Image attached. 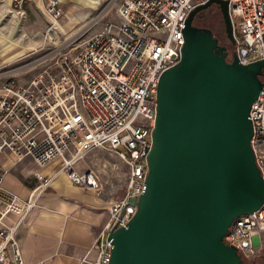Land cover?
<instances>
[{
    "label": "built area",
    "instance_id": "2783aa9c",
    "mask_svg": "<svg viewBox=\"0 0 264 264\" xmlns=\"http://www.w3.org/2000/svg\"><path fill=\"white\" fill-rule=\"evenodd\" d=\"M112 1L119 3V20L104 19L102 12L47 54L26 63H0V154L7 153L13 165L25 159L39 167L58 161L53 177L63 172L70 183L92 192L99 187L94 172L76 168L87 153L112 152L128 168L123 193L110 205L90 249L94 258L85 255L79 264H107L109 230L125 226L136 210L129 201L145 189L160 75L181 59L189 12L208 0ZM226 1L233 35L226 60L231 61L232 52L242 65L264 59V0ZM26 2L11 0V13L19 15ZM45 12L48 39L62 10L57 0H49ZM261 80L248 118L250 146L264 181V77ZM33 174L41 182L25 199L4 189L0 177V264H25L15 230L38 206L51 180ZM9 214L16 220L3 224ZM223 241L242 260L261 259L264 264V201L236 217Z\"/></svg>",
    "mask_w": 264,
    "mask_h": 264
},
{
    "label": "water",
    "instance_id": "95a60500",
    "mask_svg": "<svg viewBox=\"0 0 264 264\" xmlns=\"http://www.w3.org/2000/svg\"><path fill=\"white\" fill-rule=\"evenodd\" d=\"M217 5L233 44L226 0L188 14L181 59L159 78L145 189L125 226L107 234V264H241L223 237L264 201L248 118L264 77V59L242 65L212 30L193 24Z\"/></svg>",
    "mask_w": 264,
    "mask_h": 264
},
{
    "label": "crops",
    "instance_id": "0c3cea01",
    "mask_svg": "<svg viewBox=\"0 0 264 264\" xmlns=\"http://www.w3.org/2000/svg\"><path fill=\"white\" fill-rule=\"evenodd\" d=\"M48 1L27 0L23 14L18 16L10 11L11 0H0V63L45 43L53 49L80 30L105 0H57L62 14L47 39L44 31L49 23L45 12ZM19 21L22 23L17 26ZM58 167V161L39 167L30 159L16 166L7 153L0 154L1 185L19 199H25L41 182L33 173L51 179L38 199V206L29 211L15 230L25 264H79L85 255L93 259L94 251L90 249L108 219L113 200L70 183L63 172L53 177ZM15 220L16 216L9 214L2 223L10 225Z\"/></svg>",
    "mask_w": 264,
    "mask_h": 264
},
{
    "label": "rangeland",
    "instance_id": "374dc122",
    "mask_svg": "<svg viewBox=\"0 0 264 264\" xmlns=\"http://www.w3.org/2000/svg\"><path fill=\"white\" fill-rule=\"evenodd\" d=\"M118 8V2L115 3L112 0H105L93 12V16L103 12L104 19L117 21L119 20L117 16ZM210 11L211 10H205L200 14V16H197L195 25L202 26L209 23L213 19V13L211 14ZM22 14L23 13L21 12L18 16ZM39 18L44 19V17L41 15ZM21 23L22 22L19 21L16 25L20 26ZM217 26L218 28L216 29V33L220 38L221 44L226 45L231 50L230 43L225 36L223 27H219L218 24ZM97 27L98 26H95L94 28L96 29ZM51 48L52 47L48 43H45L44 46L32 48L31 50L29 49L22 54L15 55L12 59L13 61H16L14 64L26 63L34 58L47 54ZM58 56L59 55H56L54 58H58ZM76 168L80 170L91 169L94 172L99 186L95 191L96 195L110 201L117 199L122 195L126 183L128 168L116 154L103 149H94L87 153L79 161V163L76 165ZM60 174L61 173H59L57 177ZM247 263L262 264V260L256 259Z\"/></svg>",
    "mask_w": 264,
    "mask_h": 264
},
{
    "label": "trees",
    "instance_id": "16d2710c",
    "mask_svg": "<svg viewBox=\"0 0 264 264\" xmlns=\"http://www.w3.org/2000/svg\"><path fill=\"white\" fill-rule=\"evenodd\" d=\"M207 10H211L210 13L211 14L213 13L212 14L213 19L209 23H207L203 26L210 28L212 30V32L214 33V35L217 37L219 43H221L220 38L218 37V35L216 33V29L218 28L217 24L219 25V27L220 26L223 27L221 14H220V11L218 9V6L213 4L209 8H207ZM196 18L197 17H195V19L193 20V24H196V21H197ZM241 264H251V263H247V261L243 260Z\"/></svg>",
    "mask_w": 264,
    "mask_h": 264
},
{
    "label": "flooded vegetation",
    "instance_id": "af4514ba",
    "mask_svg": "<svg viewBox=\"0 0 264 264\" xmlns=\"http://www.w3.org/2000/svg\"><path fill=\"white\" fill-rule=\"evenodd\" d=\"M205 10H207V9H203V10H201L200 12H199V15L198 16H200V14L203 12V11H205ZM200 25H202V24H200ZM203 26V25H202Z\"/></svg>",
    "mask_w": 264,
    "mask_h": 264
}]
</instances>
